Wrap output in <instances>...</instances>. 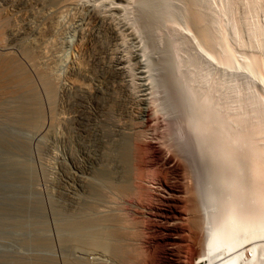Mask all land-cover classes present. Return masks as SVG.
<instances>
[{"label": "rangeland", "instance_id": "obj_1", "mask_svg": "<svg viewBox=\"0 0 264 264\" xmlns=\"http://www.w3.org/2000/svg\"><path fill=\"white\" fill-rule=\"evenodd\" d=\"M60 1L62 2V0H0V165L4 168L2 169L4 174L11 175V173L6 170L7 166L3 162L4 159H2V156L6 154L2 141L12 138L13 140H17V142L21 141L26 144L25 149L19 147L14 149L16 152L14 151L15 154L13 153L12 155H15V158L18 160L15 168L23 173H29V166H31L33 170V179L30 184V189H27L28 191L25 185L18 180L9 185L7 183L0 185V202L5 203V201H8V198H15L17 208L19 206L18 200L21 198L29 199L30 195V198L36 201L37 206H39L38 212L34 213L36 214L35 216L32 212H18L15 209L13 212H10L11 215H7L6 218H0V220L7 221L0 224L3 228L0 230V254L4 251L6 252V246L12 247L22 252L24 255L29 254L26 245L20 247L15 240L22 237L24 238V236L29 237L32 234L27 233L28 230L12 229L10 231V227H6L5 225L13 219L18 220L15 222H19L20 220H22L21 222H23V220L35 221L34 224L37 228L42 226L40 220L45 219L48 223V227L45 230L44 236L48 237L49 235H53L56 230L55 234L52 236L55 241L58 238L57 236L67 233V231L57 229L58 220L70 222L79 215H89L90 213V216L94 215L95 217L99 216L98 218H103L100 216L102 212L100 210L101 207L97 205V202H99V193L103 189L108 192L109 195L111 192H114V190L125 187V183L127 184L130 182L133 171L131 167L133 161L131 160L133 159V155H131L133 152L131 151L133 137L129 135L132 133L133 136L138 135L137 133L140 132L139 135L143 134L146 136L145 138L155 139L156 141L159 139L161 141H159V144L163 147L162 150L168 153L170 152V155H173V157L176 156V159L180 158L182 162L185 161L182 163L178 159L185 167V163L187 162L176 144L174 145V143L177 142L172 126L174 123L173 121L180 116L186 119L191 116L189 114H192V116L195 115L194 112L196 110H192L196 108L193 109V106L195 104L199 106L200 104L195 102L197 101L196 99L194 101L195 104L193 103L192 105L193 99H191L192 102L190 103V100L188 102L190 107L188 103V105H186L184 98H190L189 95L192 94L194 97L196 91L201 92L204 91V89H211L214 85V90L212 89L214 92L213 95L212 90H210L211 96H214L213 100L221 101L222 99L219 96L224 95L223 92L225 91L224 97L228 96L227 98L230 100L235 98L234 96L237 94V96L240 97L245 96L240 94L241 92L245 94L246 92L244 91L247 90L245 98H250L253 93L254 95L257 94L258 92L256 91H260L259 93L264 97V73H261L264 71V0H253L252 3H250L252 0L194 1L195 6L198 8L197 13L199 16L204 17V26L210 28L207 30L212 32L211 35L213 34V36L217 38L220 37L217 28L219 25L216 23L217 20H222L221 22L225 25V34L227 32L226 41H229L228 43L232 46V50L234 49L233 53H236L234 55L235 60L233 61L232 59L228 61L230 62L229 64H231L230 67L225 63H223L225 66L218 64V59L212 58V60L210 56L207 58L205 54L206 51H202L200 47L202 44L197 46V44L202 43L197 41L200 37L197 38V40L192 39V36H188L191 34L186 35L188 32H185L186 30L180 27L183 26L185 21L182 20L186 17L184 16L183 19H181L182 15L188 12L185 19L188 18L190 5L186 2H189V0H113L115 3H112V0H66L67 2L64 0L63 3ZM118 2H120L121 6L118 5ZM209 9L211 10L208 11ZM91 13L100 17L101 14H103L104 18L111 17L106 19L108 22L109 20L113 22L110 23L111 25L115 23L112 30L106 29L103 23L101 25H99V23L98 26L92 22L89 19ZM138 14L141 15L140 17H142L143 20ZM207 16H209V18ZM113 17H117L120 22ZM214 17L217 20H215ZM172 19L173 21L175 20V23L177 22L176 24L180 22L181 25L176 26L175 23L171 21ZM179 19L181 20L179 21ZM140 20H142V22ZM89 22H92V25H94L92 26ZM127 22H129V24ZM136 22L140 24L136 25ZM164 22L166 23L165 25L163 24ZM237 22L239 23L238 26ZM131 23L135 24H132V26L134 25L133 27L131 26L134 29L130 27ZM168 24L171 25L168 26ZM119 25L122 26L120 27ZM138 25L140 28H145V31L143 28L140 30ZM126 26H129L128 29ZM135 27L137 28L136 32ZM178 28L181 29L178 30ZM147 29L150 32L154 29L153 31L157 35H155L153 31L149 34ZM192 29L194 28L191 27V30ZM254 29L257 31L254 32ZM108 30H110L111 33ZM119 30L121 32H119ZM141 31L144 32L147 37L144 36ZM258 31L260 35L263 33L261 38L260 35H257ZM117 32L122 35L120 36ZM166 32L168 33L166 34ZM193 32H195L196 36H199L195 29ZM238 32L241 33V37ZM113 33L115 34L113 35ZM178 33L179 35H177ZM152 34L154 36H152ZM130 36L132 37L128 38ZM137 37H139L138 40ZM257 37H259V40ZM151 39L152 41H150ZM182 39L185 40L183 41ZM191 39L197 41V44ZM239 39L241 40L239 41ZM180 45L182 46L180 47ZM141 54H144L143 57ZM248 54L250 56L257 55L256 57L260 59H258L261 66L260 71L256 70L259 74L255 73V69L253 71V67H248L243 63L246 60L245 56H249ZM115 55L124 59V64H126V70L128 71H124V73L117 72L115 63L117 58ZM139 55L141 59H146H142L143 63L142 61L137 62L135 57L138 56V59H140ZM138 63H140V66ZM219 63L222 62L219 61ZM138 67L143 69L142 71L144 74L142 73L140 76L139 73L137 74ZM146 69L149 71H146ZM159 69H162V72ZM207 69H209L208 72H206ZM156 70L159 71L156 72ZM165 70H167V72ZM172 70L173 72H171ZM112 72L115 73L113 74ZM199 72H201L202 75L201 73L199 74ZM145 74L146 76L149 75V78L144 76ZM198 75H200V77ZM211 75L214 78L210 77ZM197 76L199 78H197ZM151 78H156V81ZM217 80L220 81V83L217 82ZM146 81L149 83H146ZM225 81H227V83ZM151 82H154L153 85L150 84ZM215 82L216 87L214 84ZM143 83L145 85L147 84V92H149V90L152 91L149 92L150 94L152 93V98L148 94L149 99L144 101L142 93L145 92V85L143 87L141 86ZM203 83L205 87L200 88L201 85H204ZM157 84L160 85V88L155 87V91L152 86H158ZM189 84L191 86H189ZM217 84L219 86H217ZM229 84L232 85L229 86ZM149 85L151 86L148 87ZM196 86L199 87V89ZM189 87L191 88L189 89ZM219 87L221 90H219ZM181 88L183 89V93L180 92L182 91ZM192 88H194V91L191 90ZM185 89L186 96L184 93ZM217 89L218 91L215 93ZM222 89L223 92H219L222 91ZM173 90L177 98L182 95V101V97L179 98L180 100L178 99L179 101L171 97L170 94L173 93ZM189 90L191 92H189L187 96ZM234 90L237 91V94ZM249 90L251 93L250 95L248 94ZM229 93H235L236 95L232 94L231 97ZM179 94L181 95L178 96ZM195 95L198 94L196 93ZM170 97L172 99H169ZM188 99L185 100L187 101ZM148 100L151 101L146 103ZM263 102L264 101L260 102L262 103V107L264 106ZM150 106L152 108L151 111L153 112L154 110L153 115L157 124L160 123L159 125L155 124L154 128L151 127L152 130H149L150 127L146 128L144 126V112L146 109H151L148 108ZM191 107L192 110L190 111L189 109H191ZM189 111L190 113H188ZM186 124V121L185 125L182 124L184 125L183 130L186 128ZM193 133L194 132L191 134ZM195 134L196 133H194V135ZM199 134L200 133L195 136L200 138L201 136L199 137ZM143 135H141L142 138ZM149 136H151V138H149ZM163 138H165V140ZM194 139H196L195 141L199 140H197L196 137ZM205 139L207 140L208 136L204 139L202 137L203 143H206ZM208 140V144L206 143L207 147L204 143L205 145L203 146L205 149H203L204 147L202 149L206 152L208 151L207 149H209V154L203 151V154L206 153L203 155L200 152L203 156L199 154V158L201 159H199V162L203 167L201 170H203L204 180L210 178L208 180L209 183L206 181L207 185L209 184V186L212 185L215 187V185H213V183L216 184L215 181L211 180L212 178H216L215 176L217 173L214 175V173L211 174L212 172L210 171V173L207 170L214 169L213 166L216 165H214V163H216L217 155H214L216 151H214L212 147H208L209 144L211 145V139ZM199 141H201V138ZM171 148L174 150L173 152L170 150ZM126 149L128 150L126 151ZM128 151L131 152L129 153ZM124 152H127V156L123 154ZM213 152L215 153L213 154ZM207 155H210L209 157L212 159L216 156L215 162L211 164ZM204 161H206V163ZM202 164L206 166L211 165L209 168H205V165ZM154 166L155 165L151 166V169L150 166L147 165L143 173L145 174L153 170L152 173H150L152 177L154 174H160V170H158L157 166ZM155 168H157L159 173H157L158 171L155 170ZM185 171L187 174L184 173V176H190L188 165ZM150 174L147 173L144 176V184H146V186L150 185L148 189L152 186H156V184H153L155 179L151 180L152 177H149ZM127 177L129 180L126 179ZM168 177L171 179V176ZM121 178L123 183L120 182ZM20 180L23 181L25 179L21 178ZM145 180H147V182ZM117 182L120 183L118 184ZM119 185L121 186L119 187ZM112 186H116L114 187L116 189L111 191ZM127 186H130V183ZM97 191L100 192L97 193ZM114 200H116V198L112 200H110L109 196L107 198V204L109 206L111 205L110 209L113 208V211L117 207L113 203ZM90 205H94V207ZM94 209H96V211ZM116 210L117 209H115L114 212H116ZM54 227L56 228L54 229ZM5 230L6 232L4 233ZM57 230L61 233H58ZM62 250H65L62 254L68 251L67 248H63ZM52 253V250L50 251L48 247H35L34 250V255L36 254L38 256H47ZM79 254L80 252H77L76 255L75 253L69 254L68 251L65 255H68L67 258L70 256L68 258L69 260L73 258L71 262L67 263L60 259L61 261L59 260V262L57 261L56 263L101 264L104 261H110L108 258L104 257L102 260H92L94 261L92 263L88 262L83 256L85 258L84 261L82 254ZM71 255L73 257H71ZM31 263L32 262L29 263L27 261V264Z\"/></svg>", "mask_w": 264, "mask_h": 264}, {"label": "bare ground", "instance_id": "obj_2", "mask_svg": "<svg viewBox=\"0 0 264 264\" xmlns=\"http://www.w3.org/2000/svg\"><path fill=\"white\" fill-rule=\"evenodd\" d=\"M63 1L64 0H62V2L61 1L60 2L63 3ZM194 1L195 0H189V2L185 1L187 4L189 3L188 5H190V7H189L190 12H189L187 19H185V18L187 17L188 12L187 13L183 12L184 14L182 13L183 14L182 18L181 17L180 18L183 19L184 16H186V17H184V19L182 20V21H185L183 24L184 27L183 26H180V27L185 29L186 30L185 32H188L186 35L191 34L188 36H192V39L197 40V38L200 37L197 40V41H199V43L202 42L200 44H197L196 43L197 41H195V40H192V39L191 40L193 42L195 41L197 46H199L201 44L203 45V46L201 45L200 47L202 48V51L203 50L206 51L205 54H206L207 58H208V56H210L211 59L212 58H214L216 60L218 59V64L224 65V66H225V64L226 65L228 64L227 66L230 67L231 64H229L230 62H228V61L232 60V59L234 61L235 60L234 55L236 53L235 54L233 53L234 49L232 50V46H230V43H228L229 41H226L227 32L225 34V29H226V28H224L225 25L221 22L222 20L221 21L217 20L214 17L215 20H217L216 23H218V25H219V27H217V28H218V33L220 34V37L217 38V37H214L213 34L211 35L212 32L211 31L209 32L207 30L209 28L208 25H207L208 28H206L204 26L205 25L204 24L205 22L203 23L204 17L199 16V14L197 13L198 8L195 6ZM238 1H240V0H238ZM249 1H247V2H249ZM113 2L115 3V1L112 0V3ZM252 2H253V0L250 3H252ZM118 3L117 4L120 5V2H118ZM205 4H207V3H205ZM110 5H111V2H110ZM123 5L125 6V4H123ZM112 6H114V5H112ZM112 6H110V7H112ZM201 6H203V5H201ZM208 6H209V4H208ZM125 7H127V6H125ZM188 9H186V10H188ZM116 10H114V11H116ZM186 10H185V12H186ZM210 10L211 9H209L208 11H210ZM91 11H92V9H91ZM114 11H113V13H114ZM223 13H225V12H223ZM121 14H123V13H121ZM138 15H139V17L141 16L140 14H138ZM136 16H137V14H136ZM145 17H146V15H145ZM177 17H179V16H177ZM207 17L209 18V16H207ZM106 18L103 17V14H101V17L97 16L95 14H92V13L89 16V19L92 22H94L95 24L98 25L100 23L99 25H101L103 23L104 26L106 27V29L112 30L113 25H115V23L111 25L110 23H113V22H111L110 20H109V22L107 21V19L111 18V17H108L107 19ZM115 18L117 19V17H115ZM140 18L142 19V17H140ZM181 19H179V21ZM90 20H88V21H90ZM142 20H140V21L142 22ZM207 20H209V19H207ZM117 21L120 22L119 19H117ZM153 21H155V20H153ZM166 21H168V20H166ZM171 21L174 22L175 20L173 21V19H172ZM92 22H89V23H91V25H92ZM151 22H152V20H151ZM121 23H123V22H121ZM127 23L129 24V22H127ZM176 23H175L176 26L181 25L180 22H178V24H176ZM118 24H120V23H118ZM132 24H134V23H131L130 27L132 26ZM135 24L137 25L140 23L136 22ZM163 24L165 25L166 23L164 22ZM238 24L239 23L237 22V26H238ZM152 25L155 26L154 24H152ZM170 25L171 24H168V26H170ZM175 25H174V27H175ZM89 26H90V24H89ZM147 26H148V24H147ZM128 27H127V29H128ZM145 27H146V24H145ZM191 27H193L195 29V31L197 32V34L199 36H196L195 32H193L194 29L191 30ZM138 28H140V26ZM142 28H140V30ZM164 28H167V27H164ZM132 29H134V28H132ZM135 29H136L135 30V32H136L137 28L135 27ZM144 29L145 28H143V30ZM180 29L178 28V30H180ZM235 29H237V28H235ZM110 30H108V31L110 32ZM120 30H119V32H121ZM240 31H241V29H240ZM255 31H257V30L254 29V32ZM259 31H258L257 35H260ZM131 32H133V31H131ZM151 32L149 31V34ZM142 33L144 36H146V34H144V32H142ZM167 33L168 32H166V34ZM114 34L115 33H113V35ZM117 34H120V33L117 32ZM161 34H162V32H161ZM239 34L241 37V33H239ZM121 35L122 34H120V36ZM155 35H157V34L155 33ZM177 35H179V33ZM261 35H260V38H261ZM139 36H140V34H139ZM152 36H154V35L152 34ZM131 37L132 36H130L128 38H131ZM185 37H187V36H185ZM115 38H116V36H115ZM138 38L139 37H137V40H138ZM258 38L259 37H257V39ZM227 40H229V39H227ZM240 40L241 39H239V41ZM150 41H152V39ZM146 42H147V39H146ZM181 42H180V44H181ZM256 42H258V41H256ZM149 43H151V42H149ZM262 43H260V44H262ZM184 44H185V42H184ZM186 45H188V44H186ZM193 45H195V44H193ZM181 46L182 45H180V47ZM150 47H151V45H150ZM200 47H199V49L201 50ZM173 51H175V50H173ZM177 54H179V53H177ZM119 55H121V54H119ZM143 55H142V57H143ZM256 56H250V55L247 56L246 55L245 56L246 60L243 63H245L248 67H251V68L253 67V71H254V69H255V71L256 70L260 71V68H261L260 62H259L260 59L257 58ZM115 57L117 58V60L115 61L117 72L118 73H122V72L124 73V71H128V70H126V66H125L126 64H124L125 63L124 59L122 57H117L116 55H115ZM139 57H140V55H139ZM135 58H136L137 62H141L142 59H144V58L141 59V57H140V59H141L140 60V59H138V56H136ZM114 60H115V58H114ZM144 60H146V59H144ZM125 61H126V59H125ZM219 61H221L222 63H219ZM142 63H143V61H142ZM223 63H225V64H223ZM139 64L140 63H138V65ZM164 64H163V66H164ZM167 65H169V64H167ZM160 66H162V65H160ZM146 67H147V65H146ZM162 68H164V67H162ZM176 68H177V66H176ZM137 70H138L137 74L139 73V76H140V74L142 75L143 69L138 67ZM167 70H165V71L167 72ZM208 70L209 69H207L206 72H208ZM223 70H225V69H223ZM144 71H145V69H144ZM146 71H149V70L146 69ZM158 71L156 70V72H158ZM257 71L255 73H258ZM171 72H173V70ZM204 72H203V74H204ZM200 73L201 72H199V74ZM261 73H264V71ZM167 74H169V73H167ZM201 75H202V73H201ZM261 75H263V74H261ZM144 76H146V74ZM198 76L200 77V75H198ZM198 76H197V78H199ZM112 77H115V76H112ZM146 77L149 78V75ZM164 77H165V75H164ZM210 77H213V76L211 75ZM151 79H153V78H151ZM155 79H153V80H155ZM263 79H264V77H263ZM170 80H172V79H170ZM214 80H216V79H214ZM219 80H220V78H219ZM147 82L148 81H146V83ZM217 82L220 83V81H218V80H217ZM221 82H222V79H221ZM225 82L227 83V81H225ZM153 83L151 82L150 84L153 85ZM204 83H206V82H204ZM214 84L216 87V82ZM218 84H217V86H219ZM144 85L145 84L143 83V85H141V86L143 87ZM157 85L158 86H152V87L154 89H155V87L160 88L159 87L160 85L159 84H157ZM212 85H213V83H212ZM231 85L229 84V86H231ZM150 86L151 85H149L148 87H150ZM172 86H174V85H172ZM176 86H175V88H176ZM189 86H191V85L189 84ZM199 86H200V84H199ZM213 86L211 89H204V91L199 90L201 92L196 91V93L198 95H195L196 93H194L195 99H194L192 94L189 95V92H191L189 90L187 96L189 95L190 98L186 97V98H184V101L186 102L185 104L188 105L189 100L191 103L192 102L191 99H193V102L191 103L192 105H193V103L195 104V102L200 104L199 106L195 104L196 106L194 105L195 107L193 106V109L194 108H196V109H194V110H192V107H191V109H189L190 111L196 110L194 112L195 115H194V113H193L194 116H192V114H189L191 116H189V118H186V119H184L180 116L177 119L175 118L176 120L173 121L174 123H173L172 128H173V133L175 135V139L177 142V143H174V145L176 144L180 153L182 154V156L186 160L187 163H185L186 164L185 167H184V164H182L185 161L182 162V160L180 158H178L182 162L181 163L178 159H176V156L173 157V155H170L171 154L170 152H169L170 153L169 154L168 152L162 150L163 147H161V145L159 144V141H160L159 139L157 141L155 139H148V138H145L146 136L141 134V135H143V138H142L141 135H139V133H140L139 131H138L139 133H137L138 135L133 136L132 135L133 133L131 132L132 134L129 136L133 137L132 145L130 144L131 148H132L131 151H133L131 154V155H133V157H132L133 159H131V160H133L132 164H131L133 171H132L131 177L129 175H127L128 177H130V182H128L127 184L125 183V187H123V188L120 187L121 185H119L120 189L118 188L117 190H114V189H116L114 187H116L117 185L112 186L113 189L111 188V191L114 190V192L110 191L111 193L109 192L110 193L109 195H108V192L104 191L103 189L101 192L99 191L100 193L97 191V193H99V202H97V205H98V207L99 206L101 207L100 210L102 212H101L100 216L103 218H98L99 216L95 217L94 215L90 216L91 215V213H90L89 215H81V216L79 215L76 218H73L70 222L58 220V223H57L58 228L57 229H59L61 231H67V233L64 232L65 234H60L59 236H57L58 237L57 239L55 238L56 239L55 241H54L52 236L55 234L56 230L54 231L53 235H49L48 237L44 236L45 230L48 227V223L46 222L45 219L40 220V223L42 224V226L38 227V228L34 224L35 221H32V220L24 221L23 220V222H21L22 220H20L19 222H15L18 220L13 219L11 222H9L7 225H5L6 227H8V226L10 227V231L12 229H14V230L19 229V230H24V231L28 230L27 233L32 234L29 237L24 236V238L22 237V238L15 240L16 243L20 247H24L26 245L27 249L29 250V254L24 255L22 252L17 251L16 249H13L12 247L6 246V249H7L6 252L4 251V252H2V254H0V264H27V261L29 263L32 262L31 264H34V263L35 264H55L57 261L59 262L60 259L62 261L69 263V262H71V260L73 258L72 259L70 258L71 260L68 259L70 256L67 258L68 255H65V254L68 253V251H69V254L75 253V255L77 252H80V254H82V257L84 256L88 262H92V263L94 262L92 260H95V261L96 260H102L104 257H106L110 260V261H108V260L104 261L101 264H264V106L262 107V103H260V102L264 101V97H263V95H261L259 93L260 91H256L259 94L257 93L255 95L253 93L255 91H253L252 96L251 97L249 96L250 98H247V97L245 98L248 90L247 91L242 90L246 93L242 94V92H241L240 95H245V96L240 97V96H237L238 95L236 93L237 91L234 90L237 95L235 93H231V94L229 93L230 96L232 94L236 95V96H234L235 98H233V99L231 98L232 100H230L227 98L228 96L224 97L226 91L223 92V89H222V91H219V92L224 93V95L219 96V97H221L222 100L221 101L213 100L214 96H211V94H210L211 93L210 90L213 89ZM234 86H232V87L235 88ZM202 87L204 88L205 84L201 85L200 88H202ZM190 88L191 87H189V89ZM197 88L199 89V87H197ZM146 89H147V84L144 87L145 92L143 91L144 93H142L143 101L149 99L148 94L152 98V96H151L152 93L151 94L149 93L152 91L149 90V92H147ZM193 89L194 88H192L191 90L194 91ZM241 89H244V88H241ZM179 90H180V88H179ZM181 90L182 91H180V92L183 93L182 88H181ZM213 90H212V95L214 93ZM219 90H221V88ZM226 90H228V89H226ZM254 90H256V89H254ZM155 91H156V89H155ZM170 91H171V89H170ZM217 91H218V89L216 90L215 93H217ZM172 92L173 93L170 94L172 98L178 100L179 98L182 97V95L179 94L178 96L181 95V97L177 98V96L175 95V91L173 90ZM184 93L186 96V89H185ZM248 94L249 95L251 94L250 90H249ZM161 95H159V96H161ZM253 95L254 96L257 95L256 96L257 98L254 97ZM157 96H158V94H157ZM157 96H156V98H157ZM183 96H184V94H183ZM93 97H94V95H93ZM171 97L169 99H172ZM216 97L218 98V95ZM159 99H160V97H159ZM182 99H183V97L181 98V101H182ZM185 99H188V100L186 101ZM196 99H197V101H195ZM226 99H228L229 101ZM150 101L148 100L146 103H148ZM156 101H157V99H156ZM233 102H234V104H233ZM146 105H150V104H146ZM146 105H145V107H146ZM197 106H198V108H197ZM189 107H190V104H189ZM148 108H151V106ZM151 110H152V108L146 109V111L144 112L145 113V121L143 120L144 126L146 128L150 127L149 130L151 129V127L154 128L155 124H157V121L153 115L154 110H153V112ZM187 111H188V109H187ZM190 111L188 113H190ZM155 113H157V112H155ZM142 116H144V115H142ZM155 117H157V116H155ZM185 121L187 124L185 126L186 128L183 130V127L185 125ZM158 123H159V119H158ZM159 124H157V125H159ZM182 124H184V125H182ZM138 128H139V126H138ZM191 130H192V132L196 133L195 135L200 133L199 137L201 136L200 137L201 141H199L200 138H198V136H195L194 133L191 134L192 133ZM134 131H135V129H134ZM136 131H137V129H136ZM170 131H172V130H170ZM164 132H166V131H164ZM135 134H136V132H135ZM193 136H195L197 138V140L199 139L198 140L199 143H198V141H195L196 139H194L195 137H193ZM206 136H208V139H211L210 140L211 145L209 144L208 147H212V149L214 151H216V153H217L216 154L215 152H213V154L215 153L214 155H217V157L215 156L216 157V163H214V165L215 164L216 165L213 166L214 169L213 170H207L206 169L209 172L211 171L212 172V173L210 172L211 174L214 173V175H216V173H217V175L215 176L216 178H214V179L212 178V180H211V181H215L216 184L213 183V185H215V187L212 185L209 186V184L207 185V182L210 178L208 180L207 179L204 180V176L202 173L203 170H201L203 167L201 166V164L199 162V159H200L199 154H200V152L203 154V151H204L203 149H205V147L203 145H205L207 143V140H208V139L207 140L205 139L206 143L204 142L205 143L204 144L202 137L204 139V138H206ZM149 138H151V136H149ZM163 139L165 140V138H163ZM20 142H17V140H15V139L13 140L12 138L5 139L4 141H2V144L5 147V152H6V154L2 156V159H4L3 162L7 166L6 170H8L11 173V175L4 174L3 170H2L4 168L0 165V185L6 184V183L9 185L11 183H15V181L18 180L25 185V188L27 190V189H30V184H31L32 179H33L32 178V176H33L32 175V173H33L32 167L31 166L28 167L29 173L20 172L18 169L15 168L16 163H18V160L15 158V155H12L14 153V151H15L14 149H16V147L25 149L26 144L23 142H21V143ZM164 144H165V142H164ZM207 144L205 145L206 147H207ZM127 150L128 149H126V151ZM170 150H172V152L174 151L172 148ZM175 150H176V148H175ZM207 150L209 151V149H207ZM208 151L207 152L204 151V152L209 154ZM210 151H211V149H210ZM211 153H212V151H211ZM123 154H126V156H127V152H124ZM205 154H203V155H205ZM203 155H201V156H203ZM209 156L207 155V157H209ZM215 157H214V159H212L210 157L208 158L211 164L213 162H215ZM205 160L208 161L207 159H205ZM206 161H204V162L206 163ZM147 165H149L150 168H151V166L155 165V166H157L158 170H160L161 175L160 174H158V175L154 174V176H156V177L153 176L154 178L151 176L152 174H150V173H152L153 170L152 171L150 170L151 172L150 171L147 172L148 174H150V176L149 175H147V176H149L150 178L152 177L151 180L155 179V182L153 184H156V186L153 187L151 185L153 187V189H152V187H150V189H148L149 188L148 186H150V185L146 186V184H144V176L147 173L144 174L143 172H145L144 168H146ZM187 165H188V169H189L188 172H189L190 176H186L187 177L186 178L184 176V173H186L185 170H186ZM202 165H205V164H202ZM210 165H207V166L205 165V168H207V167L209 168ZM147 168H149V167H147ZM157 168H155V170H157ZM211 168H212V166H211ZM157 171H155V172H157ZM157 173H159V171ZM204 175H205V173H204ZM208 175H210V174H208ZM168 176H171V179H169ZM128 177L126 179L129 180ZM188 177H189V179H188ZM21 178L22 179L24 178L25 180L22 181V180H20ZM120 180H121L120 182L123 181L122 178ZM124 180H125V178H124ZM126 181H124V182H126ZM145 181L147 182V180H145ZM129 183H130V186H127ZM100 190H101V188H100ZM97 193H95V194H97ZM108 196H109L110 200L116 198V200H114V202H113L117 206L115 208V209H117L116 212H114L115 209H114V211H113V208L110 209L111 205L109 206L107 204ZM18 201H19V203H18L19 206L17 208H16V199L15 198H8V201H5V203L0 202V218L1 219L6 218V216L11 215L10 212H13L15 209L18 212L29 211V212H32L33 214L38 212V210H39V206H37V202L32 200V198H30V195H29V199L21 198ZM90 206H92V205H90ZM92 207H94V205ZM96 209H94V210L96 211ZM87 213H88V211H87ZM35 215L36 214H34V216ZM37 220H39V219H37ZM4 221L5 220H0V224H2ZM5 222H7V221H5ZM0 227H1V225H0ZM55 228L56 227H54V229ZM2 229L3 228L1 227L0 230H2ZM5 229H7V228H5ZM59 230H57V232L61 233ZM5 232H6V230L4 231V233ZM55 237H56V235H55ZM6 239H7V237H6ZM35 247H48L49 250L50 251L52 250L53 253L49 254L47 256H38L36 254H35L36 255L35 256L34 255ZM63 248L64 249L67 248V250H68L65 254H62V252L64 253V251H65V250H62ZM71 257H73V256L71 255ZM85 258L83 259L84 261H85ZM77 261H78V257H77ZM56 264H58V263H56Z\"/></svg>", "mask_w": 264, "mask_h": 264}]
</instances>
